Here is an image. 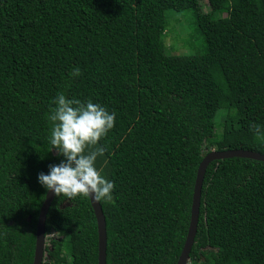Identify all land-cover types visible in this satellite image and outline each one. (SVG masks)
Returning a JSON list of instances; mask_svg holds the SVG:
<instances>
[{
  "label": "trees",
  "instance_id": "1",
  "mask_svg": "<svg viewBox=\"0 0 264 264\" xmlns=\"http://www.w3.org/2000/svg\"><path fill=\"white\" fill-rule=\"evenodd\" d=\"M208 2L204 13L199 0H0V264L33 262L48 190L38 175L65 159L49 151L58 93L116 114L94 146L114 183L100 201L106 264H176L203 156L264 154L250 128L264 129V0ZM189 8L206 52L170 54L165 11ZM203 178L187 264H264V161L214 159ZM47 239L44 264H97L89 198L55 195Z\"/></svg>",
  "mask_w": 264,
  "mask_h": 264
},
{
  "label": "clouds",
  "instance_id": "2",
  "mask_svg": "<svg viewBox=\"0 0 264 264\" xmlns=\"http://www.w3.org/2000/svg\"><path fill=\"white\" fill-rule=\"evenodd\" d=\"M82 74L79 66L70 76ZM55 107L48 114L51 122L50 150H58L65 159L58 165H49V173L41 172L39 182L56 196L75 200L77 197L94 198L95 201H111L114 183L97 169V158L105 153L104 147H94L114 128L116 114L106 107L88 100L67 98L61 92L54 98ZM254 134L264 139V129L250 125ZM86 149H91L86 151ZM189 260V259H188ZM188 262V261H187Z\"/></svg>",
  "mask_w": 264,
  "mask_h": 264
},
{
  "label": "water",
  "instance_id": "3",
  "mask_svg": "<svg viewBox=\"0 0 264 264\" xmlns=\"http://www.w3.org/2000/svg\"><path fill=\"white\" fill-rule=\"evenodd\" d=\"M245 157L252 158L260 161H264V154L245 150L241 148L237 149H225V150H211L205 154L200 161L194 183V189L192 194V202L190 209V221L188 225V230L186 238L178 257L176 264H187L189 259V253L191 247L194 243V237L197 230V222L199 216V206H200V196L203 183V177L208 164L214 159L230 158V157ZM55 196L52 190H47L44 201L40 207V211L37 219L36 226V238H35V248L33 255L32 264H42L43 257L45 255V222L48 209ZM92 209L94 211L97 223V238H98V255L97 264H106V222L105 216L103 214L100 202L94 200V198H89Z\"/></svg>",
  "mask_w": 264,
  "mask_h": 264
},
{
  "label": "rangeland",
  "instance_id": "4",
  "mask_svg": "<svg viewBox=\"0 0 264 264\" xmlns=\"http://www.w3.org/2000/svg\"><path fill=\"white\" fill-rule=\"evenodd\" d=\"M198 11L207 13L211 11L208 0H199ZM225 13L215 12L214 17L224 16ZM167 21V32L164 38L166 50L170 54L176 55H196L206 52L207 45L203 34L200 32L197 22L195 11L192 8L182 11L167 9L165 11ZM220 111L217 113V115ZM215 119V130L221 131L220 116ZM53 237L58 234L54 233ZM49 242V239L45 240ZM45 242V243H46ZM44 264V260L42 261Z\"/></svg>",
  "mask_w": 264,
  "mask_h": 264
}]
</instances>
